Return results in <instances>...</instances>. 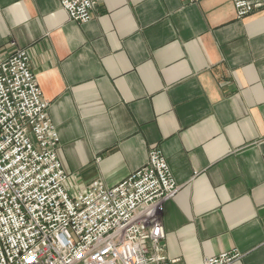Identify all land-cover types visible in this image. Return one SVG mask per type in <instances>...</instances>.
I'll list each match as a JSON object with an SVG mask.
<instances>
[{
	"label": "crops",
	"instance_id": "crops-1",
	"mask_svg": "<svg viewBox=\"0 0 264 264\" xmlns=\"http://www.w3.org/2000/svg\"><path fill=\"white\" fill-rule=\"evenodd\" d=\"M27 51L78 192L113 188L152 149L181 186L165 204L178 264L238 251L264 264V9L232 0H99L88 23L58 0H0V54Z\"/></svg>",
	"mask_w": 264,
	"mask_h": 264
},
{
	"label": "built area",
	"instance_id": "built-area-1",
	"mask_svg": "<svg viewBox=\"0 0 264 264\" xmlns=\"http://www.w3.org/2000/svg\"><path fill=\"white\" fill-rule=\"evenodd\" d=\"M58 1L88 23L99 0ZM232 3L239 18L264 9V0ZM48 108L27 51L0 54V264H178L164 253L162 215L181 186L162 151L113 188L95 181L72 192ZM240 258L235 250L205 264Z\"/></svg>",
	"mask_w": 264,
	"mask_h": 264
}]
</instances>
